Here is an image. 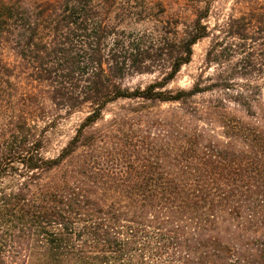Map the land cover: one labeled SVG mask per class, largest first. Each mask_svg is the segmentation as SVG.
Returning a JSON list of instances; mask_svg holds the SVG:
<instances>
[{
	"label": "trees",
	"instance_id": "1",
	"mask_svg": "<svg viewBox=\"0 0 264 264\" xmlns=\"http://www.w3.org/2000/svg\"><path fill=\"white\" fill-rule=\"evenodd\" d=\"M37 1L0 0V47L19 60L0 58L13 110L0 129V264H264V119L197 102L211 87L168 89L208 37L212 0ZM228 26L264 37V12ZM18 69L56 110L91 108L54 157ZM156 71L144 89L121 84ZM120 100L142 103L97 127ZM163 104L177 107L152 110Z\"/></svg>",
	"mask_w": 264,
	"mask_h": 264
},
{
	"label": "rangeland",
	"instance_id": "2",
	"mask_svg": "<svg viewBox=\"0 0 264 264\" xmlns=\"http://www.w3.org/2000/svg\"><path fill=\"white\" fill-rule=\"evenodd\" d=\"M31 2L36 5L40 3L37 0ZM263 12L264 0H212L211 12L206 21L208 37L194 46L191 63L182 67L168 89L189 90L195 83L201 87H211L212 91L197 97L196 101L207 105L224 100L233 113L246 121L264 119V37L262 34H255L250 39H240L230 34L231 28L228 26L232 19ZM146 26L148 25H131L130 28L142 30ZM236 29L233 27V30ZM0 58L10 65L19 63L8 44L0 47ZM17 73L20 77L18 94L24 93L34 102L32 119L39 129L46 131L50 140L47 155L54 157L66 146L78 126L90 114L91 108L85 105L71 114L58 111L49 100L47 86L29 80L21 69ZM159 78L161 74L156 71L153 74L127 77L121 84L130 90L144 89ZM226 86L230 87L229 90H226ZM2 87L4 92L0 96V129H3L13 114V110L9 109L11 98L7 95V87ZM237 98L251 107L250 115H255V118L248 116L244 108L234 102ZM141 103L139 100H120L111 104L104 112V121L97 127L115 115L124 113V110L137 108ZM172 107L176 108L177 105L163 104L154 106L152 110L167 112ZM214 129L216 134H222L219 124Z\"/></svg>",
	"mask_w": 264,
	"mask_h": 264
}]
</instances>
